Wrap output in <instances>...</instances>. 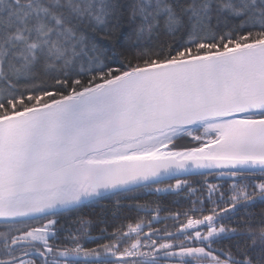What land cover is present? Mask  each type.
Listing matches in <instances>:
<instances>
[{"label":"snow or ice","instance_id":"snow-or-ice-1","mask_svg":"<svg viewBox=\"0 0 264 264\" xmlns=\"http://www.w3.org/2000/svg\"><path fill=\"white\" fill-rule=\"evenodd\" d=\"M0 264H264V0H0Z\"/></svg>","mask_w":264,"mask_h":264},{"label":"trees","instance_id":"trees-1","mask_svg":"<svg viewBox=\"0 0 264 264\" xmlns=\"http://www.w3.org/2000/svg\"><path fill=\"white\" fill-rule=\"evenodd\" d=\"M186 177H180L179 179H185ZM191 181V186L193 188L200 189L201 184L196 183V181H201L202 178L199 176H191L189 178ZM171 180L163 181L164 184L169 183ZM209 183H222L217 180H209ZM231 184L230 181H227L225 184V188ZM206 194V192H205ZM128 198L120 199V207L116 206L117 197H108L106 199L101 200L99 203H92L87 206L81 208V210L76 214L77 216L84 217L92 221V225L90 226V231L92 235H97L99 229L104 227L105 224L101 223V221H105L108 227L109 232L112 231V226L119 225L121 223H127L128 220H133L137 216L144 217L145 214L142 212H137L134 207H129V205H133L136 202L144 203L146 201H154L159 203L164 211L160 213L161 216H166L170 211H184L188 207H190L189 194L187 191L179 192V194H148L144 190H140L134 193L124 194ZM198 196H201V192H197L196 195L191 196L192 200H195ZM259 210V209H257ZM127 218V219H126ZM71 219H75L72 217ZM145 219H150V217H145ZM173 222L171 220L163 221L160 224H154V227H164L165 224L171 225ZM68 226L75 227V225L69 224ZM173 230V229H170ZM147 231V229H145ZM103 241H96L92 243H86L85 247H94L95 243H102Z\"/></svg>","mask_w":264,"mask_h":264},{"label":"flooded vegetation","instance_id":"flooded-vegetation-1","mask_svg":"<svg viewBox=\"0 0 264 264\" xmlns=\"http://www.w3.org/2000/svg\"><path fill=\"white\" fill-rule=\"evenodd\" d=\"M186 178H185V180H188L189 182L191 181L189 178L191 177V176H185ZM209 180H215V179H213L212 177H208V181ZM172 181V180H171ZM174 181V180H173ZM230 181V180H229ZM231 182V181H230ZM90 248V247H89Z\"/></svg>","mask_w":264,"mask_h":264},{"label":"rangeland","instance_id":"rangeland-1","mask_svg":"<svg viewBox=\"0 0 264 264\" xmlns=\"http://www.w3.org/2000/svg\"><path fill=\"white\" fill-rule=\"evenodd\" d=\"M173 180L172 181H169V183H166V184H175V179H173Z\"/></svg>","mask_w":264,"mask_h":264},{"label":"water","instance_id":"water-1","mask_svg":"<svg viewBox=\"0 0 264 264\" xmlns=\"http://www.w3.org/2000/svg\"><path fill=\"white\" fill-rule=\"evenodd\" d=\"M186 176H190V175H186ZM180 177H185V176H180ZM178 177V178H180ZM167 180H173V179H165L164 181H167Z\"/></svg>","mask_w":264,"mask_h":264}]
</instances>
